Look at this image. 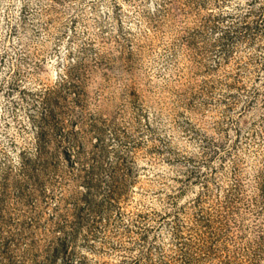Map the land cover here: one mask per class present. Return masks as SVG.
Masks as SVG:
<instances>
[{
	"label": "rangeland",
	"instance_id": "rangeland-1",
	"mask_svg": "<svg viewBox=\"0 0 264 264\" xmlns=\"http://www.w3.org/2000/svg\"><path fill=\"white\" fill-rule=\"evenodd\" d=\"M0 264H264V0H0Z\"/></svg>",
	"mask_w": 264,
	"mask_h": 264
}]
</instances>
